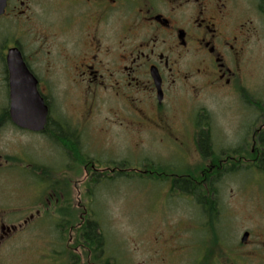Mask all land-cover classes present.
I'll list each match as a JSON object with an SVG mask.
<instances>
[{
    "label": "flooded vegetation",
    "instance_id": "af4514ba",
    "mask_svg": "<svg viewBox=\"0 0 264 264\" xmlns=\"http://www.w3.org/2000/svg\"><path fill=\"white\" fill-rule=\"evenodd\" d=\"M255 17L264 21V0H6L0 14V176L9 174L12 161L17 160L6 141L8 129L34 132L12 121L13 77L22 79L16 80L17 83H27L29 76H33L39 94L48 105L47 123L39 132L47 134L52 129L51 97L55 94L51 87H64L62 91L69 97H73V92L80 93L84 100L98 96L101 89L116 87L114 96L137 118L132 124L168 134L179 144L191 137V142L199 147V133L209 126L199 123L202 125L199 127L196 120L192 131L188 128L187 133L177 131L172 111L175 97L183 91L193 101H199L202 93L238 91L245 77L252 35L257 33L252 26ZM13 62H21L30 75L16 74V71L14 74ZM86 117L84 114V119ZM65 128L63 133L68 135V146L60 148L67 150L70 160L76 159L75 147L80 135L72 125ZM183 133L186 137L179 136ZM263 134L264 123L245 143L246 149L248 145L251 147L250 155L246 153L249 151L243 152L239 159L252 160L253 164L264 160L261 157L264 150L260 147ZM22 155L25 161L23 152ZM148 164L154 166L151 162ZM117 170L119 175L120 170ZM89 171L86 170L87 177L97 175L96 169L94 173ZM163 175L165 173H158L153 177L167 181L171 188L175 179L191 180L199 187V193L188 192V197L195 199L200 208L198 231L204 236L193 244L184 237L187 226L169 225L167 228L166 222L160 223L156 228L160 236L153 239L152 248L162 264H264V226L258 223L244 229L236 242L223 239L222 230L233 223L220 221L221 207L213 183L219 175L209 173L201 180L198 175ZM54 177L47 176V181L55 182ZM238 192L232 195L236 205L241 202ZM51 197L59 203L55 194ZM242 202L250 208L249 204L261 201L252 197L251 201ZM51 204L48 200V205ZM48 205L45 207H53L54 213L62 212L61 206ZM68 207L63 213L68 217H54L52 222L72 232L77 227L76 215L72 208L67 210ZM262 208L261 218H251L264 224ZM21 213L15 209L0 211V243L12 232L39 220L41 209L15 223L14 220L22 219ZM89 214L85 209L79 227L91 221ZM42 219L48 218L43 216ZM194 224L192 222L191 227ZM245 234L248 236L243 239ZM72 239L70 237L69 243Z\"/></svg>",
    "mask_w": 264,
    "mask_h": 264
},
{
    "label": "rangeland",
    "instance_id": "374dc122",
    "mask_svg": "<svg viewBox=\"0 0 264 264\" xmlns=\"http://www.w3.org/2000/svg\"><path fill=\"white\" fill-rule=\"evenodd\" d=\"M252 26L257 33L252 35L245 77L238 91L202 93L199 101L179 91L171 108L177 131L187 133L188 128L190 132L197 124L209 126L211 149L207 156L198 144L191 142V137L179 144L168 134L132 124L137 118L114 96L116 87L101 89L100 95L91 100H84L80 93L73 91V97L64 95L62 86L51 87L55 94L51 97V126L57 124L58 133L51 135L53 128L47 134L8 129L6 141L17 160L12 161L9 174L0 176V211H21L22 219L14 220L15 223L22 222L38 208L41 213L39 220L33 218L32 224L1 241L0 264H105L104 260L108 264H162L152 248L153 239L160 236L156 228L162 222L167 223V228L187 226L184 237L190 243H199L204 235L198 231L201 212L195 199L177 186L171 188L167 181L153 177L158 172L168 176L198 175L201 180L219 168L225 169L213 182L221 207L220 221L233 223L222 230L223 239L236 242L244 229L258 223L263 227L262 221L251 216L261 218L262 215L264 170L252 160L239 159L251 148L248 145L246 149L245 143L264 123V21L255 17ZM200 112H204L201 117ZM66 125H72L80 135L75 147L76 159L70 160L67 150L60 148H67L60 142L63 134L59 133L67 130ZM179 136L186 137V134ZM63 139L68 141V135ZM22 152L25 161H22ZM95 169L97 175L87 177L86 170L90 173L89 170ZM117 169L125 173L119 176ZM53 175L56 181H47V176ZM238 190L241 202L236 205L232 195ZM252 197L261 202L249 204L250 209L242 200L251 201ZM43 198L45 206L51 200L48 206L62 207L60 218L53 207L47 209L41 205ZM66 207L72 208L76 215L77 227L72 232L52 222L54 217H68L63 214ZM85 209L90 219L97 221L105 238L103 254L98 253V258L82 241L78 230ZM43 216L47 221L40 220ZM192 222L195 224L191 227Z\"/></svg>",
    "mask_w": 264,
    "mask_h": 264
},
{
    "label": "water",
    "instance_id": "95a60500",
    "mask_svg": "<svg viewBox=\"0 0 264 264\" xmlns=\"http://www.w3.org/2000/svg\"><path fill=\"white\" fill-rule=\"evenodd\" d=\"M6 0H0V14L3 12ZM13 73L29 74L21 62L12 63ZM30 75V74H29ZM29 82L17 83L15 77L11 86V117L12 121L21 128L34 132L44 130L49 114V108L44 98L39 94L36 80L29 76ZM19 79L17 81H21ZM248 234L244 235L246 239Z\"/></svg>",
    "mask_w": 264,
    "mask_h": 264
},
{
    "label": "trees",
    "instance_id": "16d2710c",
    "mask_svg": "<svg viewBox=\"0 0 264 264\" xmlns=\"http://www.w3.org/2000/svg\"><path fill=\"white\" fill-rule=\"evenodd\" d=\"M51 127L53 128L51 135H55L56 133H58L57 127H59V126L57 124L54 126H51ZM59 133L63 134V137H60V142L67 145L68 141L66 139H63L65 137L63 130L59 131ZM261 140H262L263 146L261 144L260 147H263V150H264V134L261 136ZM78 143H79V140L77 139V145H78ZM198 143H199L200 150L203 152L204 155L207 156L208 153L210 154V152H208V149L209 150L211 149V138H210V131L209 130H202L199 133ZM248 155H250V151H249ZM261 157L264 158V153ZM121 164L123 166L125 165L124 162H122ZM119 166H120V163H119ZM257 166L259 169L264 170V160L263 161L260 160V163H258ZM224 170H221V168H219L215 172V174L221 175V173L224 172ZM123 173H125L124 170L119 171V175L123 174ZM162 173H164V172H162ZM174 186H177L179 188V190H181L183 192H187V193L188 192H198V193L200 192L199 187L196 185L195 182H193L191 180L186 181L185 179H175L174 180ZM216 206H217V204H216ZM216 206H215V209H216ZM78 230L81 234L82 241L90 246L92 251L95 253L96 258H98L99 255L103 254L102 252L104 250L103 245L105 242V238H104L102 232L100 231L99 225H98L96 220L87 221L85 224L83 223L81 225V227L78 228ZM98 253H100V254L98 255ZM104 262H105V264H108L107 260H104Z\"/></svg>",
    "mask_w": 264,
    "mask_h": 264
}]
</instances>
